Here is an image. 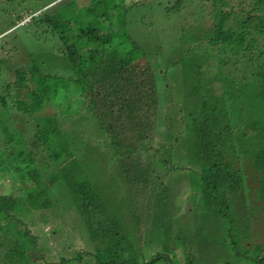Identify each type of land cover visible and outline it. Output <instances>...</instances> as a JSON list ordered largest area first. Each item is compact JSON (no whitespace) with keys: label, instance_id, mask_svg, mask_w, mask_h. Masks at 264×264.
Wrapping results in <instances>:
<instances>
[{"label":"trees","instance_id":"trees-1","mask_svg":"<svg viewBox=\"0 0 264 264\" xmlns=\"http://www.w3.org/2000/svg\"><path fill=\"white\" fill-rule=\"evenodd\" d=\"M170 2L154 7L167 16L191 10L193 24L209 20L212 32L192 34L188 45L184 42L189 37L180 35L175 45L185 44L187 50L167 68H158L130 30L134 5L128 0H0V76L5 78L0 82V110L5 114L0 113V264H52L51 255L58 250L49 243L52 236L64 245L68 238L59 239L64 234L55 226L49 233L42 229L39 246L47 256L36 260L31 249L38 242L28 227H19L17 214L55 212L67 198L92 244L81 247L73 259L63 255L60 264H155L157 259L144 255L150 242L146 232L152 229L153 236L158 232L165 241L172 238L167 247L175 251L174 261L169 257L166 264L169 259L170 264H201V250L214 252L215 243L221 242L235 253L233 264H264V242L252 243L250 226L251 215L264 212V0ZM24 10L30 19L21 23ZM20 29L66 58L65 73L33 54L19 61L20 48L10 34ZM7 37L13 41L4 44ZM177 63L182 70L176 73ZM163 88L172 97L166 133L171 141H158L145 167L142 147L126 145V135L108 116L118 111L127 119L134 113L159 121ZM71 94L79 100L67 101ZM173 123L181 128L173 131ZM181 138L188 140L199 166L203 225L214 223L216 233L226 231L223 240L215 233L203 243L200 229L194 234L182 229L174 238L158 227L172 217L163 195L169 183H163L165 176L149 174L154 163L169 166V171L179 166L172 154ZM245 160L258 175L252 192L242 167ZM6 178L15 193L2 191ZM57 178L64 182L62 194L52 191ZM105 183L127 190L128 210ZM162 204L168 206L164 212ZM4 220L11 222L9 229H3ZM220 258L214 264H224Z\"/></svg>","mask_w":264,"mask_h":264},{"label":"rangeland","instance_id":"rangeland-1","mask_svg":"<svg viewBox=\"0 0 264 264\" xmlns=\"http://www.w3.org/2000/svg\"><path fill=\"white\" fill-rule=\"evenodd\" d=\"M87 2L91 3V0H86ZM135 1V0H134ZM159 1H162L166 6H169L171 4V0H141V2L135 4L133 0H128V5H134L133 9L130 12V30L135 37V39L142 45H144L148 51V56H150L155 63L156 66L159 67H165L167 68L169 66V63L171 61L175 62L177 59L181 56L184 49L187 50L186 45L189 44V42H192V34L197 35L198 37H203V35H207L212 32L210 28V22L207 21L204 23H194V16L193 12L191 10H185L183 11L179 16H167L164 15L163 10L160 11V9L157 7H154V4H157ZM175 1V0H172ZM238 3L240 0H236ZM197 1L196 3H198ZM189 6V5H188ZM196 13V12H195ZM194 13V15H195ZM24 19L23 22H26L28 19H30V16L26 13L24 10L23 13ZM196 18V17H195ZM191 24V25H190ZM183 25H185L187 28H185ZM190 25V26H189ZM191 29H188L190 28ZM208 27V28H207ZM206 29V30H205ZM205 30V31H204ZM17 34V35H16ZM187 36L188 40H186L182 46H176V42H180L179 37L180 35ZM203 34V35H202ZM11 36L15 35V40L17 41V45L19 46L20 54L17 56V59L19 61L27 60L31 54L33 56L37 57L40 61H43L44 63L53 66V68H56L55 72L58 70L61 71V73H65L67 70V64L68 60L64 57H60L59 55L54 54L53 48L50 46H45L41 42H38L36 40L30 39L27 36L23 35V31L20 29L18 32H15L13 34H10ZM194 35V36H195ZM2 36V35H1ZM0 36V38H1ZM30 36V35H28ZM14 37H7L3 38V43L5 44L6 41H13ZM196 39V38H195ZM174 44V45H173ZM200 50V49H199ZM197 54V52H196ZM201 56L202 54L199 53ZM187 56H193L192 53H188ZM27 59H26V58ZM67 62V63H66ZM190 63V62H188ZM161 64V65H160ZM163 65V66H162ZM181 63H177V66L175 67V72H180L182 70ZM172 67V66H171ZM157 68V69H158ZM148 69V68H147ZM150 69V68H149ZM147 71V70H146ZM151 71V69H150ZM160 73H163V69L160 70ZM181 74V73H180ZM5 81V78L3 76H0V82L2 83ZM163 98L164 101L162 103V110L159 112V121L154 116H151L150 118H147L145 116L139 117L137 114L131 113L129 115V118L121 116V114L118 111H114L112 114L108 116L109 119L112 120V122L115 124L116 121V129L119 130L120 134H125V143L126 145H137L142 147L143 152V166L146 167L147 158L148 156L152 157L153 151H155L154 146L158 144V141H162V143L168 144L169 141H171L170 136L166 133L169 131V117L172 114V97H171V91L168 88H163ZM78 95L71 94L68 96L67 101H73L79 100ZM180 99V98H179ZM48 111L50 108L47 109ZM0 113H3V116H5L3 110H0ZM144 113L140 114L142 116ZM184 114V112H181V116ZM21 117V115H20ZM145 117V118H144ZM168 121V122H167ZM92 124V122H91ZM171 126V124H169ZM25 126V125H24ZM173 131L180 126L175 125L173 123ZM171 126V128H172ZM177 126V127H176ZM181 128V126L179 127ZM185 128V127H184ZM166 134V135H165ZM171 134V133H169ZM164 136V137H163ZM1 141V136H0ZM168 141V142H167ZM140 142L143 144L140 145ZM135 157V155H134ZM146 158V159H145ZM173 163L179 166H176V169H172L169 171V166H158L156 163L153 164V170L149 174L154 178H163V183H169L168 184V190L169 192L167 194H163L167 197V203H169V208L171 210V219L167 222H161L159 224V228H165L167 232H172V237L175 238V236L183 229L185 232H194L196 233L199 230V236L206 238L204 239L203 243L207 242V237H214L216 231V225L214 223L209 225H203L204 224V209L202 207V201H201V195L200 192L197 190L200 186V180L198 177V171L199 166L195 159L190 155V149H189V143L186 138H181L177 141L175 148L173 150L172 154ZM143 166H141V169H143ZM144 167V168H145ZM182 167V168H179ZM242 167L245 170L246 174V182L247 187L249 189H256L258 186V175L253 170L252 163L245 160V162L242 163ZM140 169V168H139ZM116 178L118 177V174L116 175ZM160 176V177H159ZM10 179H2L1 184L6 185L3 186L2 191L7 192H16L15 189H9L8 183H10ZM106 186H111V188H108L111 192V195L116 200L120 199L124 202L122 204L123 210L125 211L129 209V205L126 202L127 197V190H125L124 187L120 186L119 184L112 183L111 185H108V183H105ZM155 186H158L157 182H155ZM52 191L56 193L62 194L65 190L64 182L61 180L55 179L54 185H52ZM170 187V188H169ZM251 194H249L250 196ZM252 198V197H251ZM253 199H251V202ZM166 203V202H165ZM249 204V201H247ZM252 204V203H251ZM250 204V205H251ZM67 205V206H66ZM242 211L244 208H246L244 203H241ZM240 206V207H241ZM256 206V205H255ZM168 206L165 204H162L161 209L164 212V210H167ZM252 207V205L250 206ZM156 209V208H155ZM240 209V208H239ZM256 209V208H254ZM159 206H157V211L159 214ZM247 211V210H246ZM155 212V213H156ZM52 213L54 217L56 218V222L52 220ZM19 218L21 219L22 223L19 224V227L21 229H24L25 227H28L30 229V232L32 236L35 238V241L38 242V248H32L31 249V255L34 257V259H39L42 256H47V253L40 249L41 241L40 236H42V229L46 233H49L53 230L54 226L56 227L57 231L61 232L64 235H61L58 237L59 239L63 240L64 238L67 239L68 245H64L65 242H59L56 241L54 238L55 235H53L49 243L51 245H55L57 247L56 254H52L50 260L52 261V264H60L61 258L63 255H68L67 258H74V255H77L78 250H82L81 247L89 248L92 242L87 238V232L86 229L83 226V223L81 220L77 217L75 213V209H73V204L71 203L70 199H66V203H62L61 206H57L55 212H33L31 214H17ZM251 235H252V243H260L264 242V212L260 210H256L254 216L251 215ZM131 221H134L131 219ZM24 222V223H23ZM11 222L4 220L2 221V227L3 229H9L11 227ZM44 227V228H42ZM147 227V226H146ZM156 229V230H160ZM61 230V231H60ZM73 230L75 232H73ZM153 230V229H152ZM146 232L149 236V239L146 247H145V254L146 258H153V260L157 259V262L155 264H166L169 257H171L172 261H174V258L172 257L174 252H171L168 250L169 246L168 243L171 242L172 238H167V241H165L166 237L162 236L155 230V235L153 236V233L151 234V231ZM71 232V236H67L66 234L68 232ZM223 233H218L221 235V240L223 238L227 237V232L222 231ZM216 233V234H217ZM152 236H151V235ZM65 236V237H64ZM151 236V237H150ZM216 236V235H215ZM39 238V239H38ZM154 239V240H153ZM221 242V241H220ZM222 243V242H221ZM221 243H215L216 247L214 249V252L216 250L225 252L222 253V255H214L215 253L213 251H210L209 249L206 250L204 246L203 253H200L201 257V264H214V259L217 260V257H221L220 259L224 264H233L235 259H233L234 252H230L229 249L226 248V246H222ZM246 245V244H245ZM207 246H210L208 243ZM173 248V246H171ZM167 248V249H166ZM180 248V247H179ZM175 250V249H174ZM156 251H162L161 253H156ZM177 252V251H176ZM217 253V252H216ZM183 255H179V257L182 258ZM170 260V259H169ZM168 260L169 264L170 261ZM226 260V261H225ZM73 264H78V260L73 261ZM218 262V261H217ZM228 262V263H227ZM175 263V262H174ZM70 264V263H69ZM93 264V263H88ZM176 264V263H175ZM241 264H247L245 262H242Z\"/></svg>","mask_w":264,"mask_h":264}]
</instances>
